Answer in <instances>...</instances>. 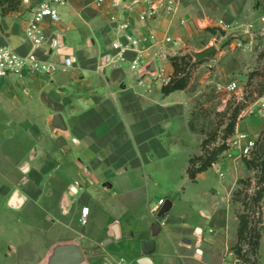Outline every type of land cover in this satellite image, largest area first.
I'll list each match as a JSON object with an SVG mask.
<instances>
[{
  "label": "crops",
  "instance_id": "obj_1",
  "mask_svg": "<svg viewBox=\"0 0 264 264\" xmlns=\"http://www.w3.org/2000/svg\"><path fill=\"white\" fill-rule=\"evenodd\" d=\"M146 1L157 7V16L141 22L138 16L148 7L145 0H104L101 4L65 0L55 7L57 23H41L46 40L38 46L27 38L26 30L42 0H22L17 11L0 17V46L22 56L33 53L50 70L48 74L27 72L22 79H0V113L32 142L15 168L24 174L20 180L27 179L24 186L14 191L9 175L0 173V204L5 210L19 211L30 205L31 215L42 214L50 223L47 240L39 243L37 252L31 250L29 264H48L51 252L62 245L77 246L85 264H119L120 260L138 264L143 257L140 243L146 240L155 242L152 264H230L227 255L233 254L238 221L232 218V226L226 208L235 187L233 171L241 159L236 152L225 151L196 176V183L205 184L211 169L218 176L230 174L226 185L214 193L215 200L200 209L198 219L170 214L173 202L164 216H156L164 201L152 199L153 165L163 160L172 171L179 155L186 173L200 144L188 127L187 91L164 96L161 87L173 72L170 57L216 41L206 28L235 33L231 35L240 37L244 50L256 45L254 31L264 33V0H175L176 10L169 16L159 7L164 0ZM220 21L229 30H223ZM118 23H127V32L141 40L124 52L123 59L112 48L115 42L124 43L116 32ZM217 52L225 51L217 48ZM67 58L69 67L64 65ZM150 61L157 73L139 76ZM242 67V62L228 58L221 69L224 75L234 76ZM231 82L235 81L226 86ZM263 113L242 116L233 134L260 135ZM55 114L62 116L66 132L51 128ZM192 146L196 151L190 153ZM61 165L63 170L55 175L53 171ZM13 194L23 198L18 207L9 204ZM83 208L88 209L84 223ZM262 210L259 264H264V199ZM15 253L14 245L7 252L0 251V264Z\"/></svg>",
  "mask_w": 264,
  "mask_h": 264
},
{
  "label": "rangeland",
  "instance_id": "obj_2",
  "mask_svg": "<svg viewBox=\"0 0 264 264\" xmlns=\"http://www.w3.org/2000/svg\"><path fill=\"white\" fill-rule=\"evenodd\" d=\"M231 34L235 33L218 34L216 41H211L216 43V48L220 51H225L224 53L219 55L218 51L211 59L190 68L187 89L191 104L190 119L194 126L197 143L200 142L198 154H193L192 157L202 154L201 142L205 139L208 140L206 147L208 152L217 148L222 142L226 144L229 142L233 134L225 137V126L229 123L233 110L240 109L238 119L244 115H255L258 111H264L259 98L260 94L264 93V33L259 34L254 31V38L258 40V43L249 50H244L243 46L239 45L243 43L240 37H234ZM226 46L230 47L227 49ZM228 58H234L243 63L244 67L234 73V76L224 75L221 69ZM230 80H234L238 85L237 93L226 89V83ZM9 119L0 113V173L9 175L15 191L26 184V182L21 184L20 177L24 174L17 172L15 168L25 158V151L32 146V142L30 143L22 132L10 126ZM193 146L190 153L196 151ZM256 148L264 151L263 131L256 142ZM222 154L218 156V159ZM249 158H241L239 167L233 171L235 187L228 199L226 212L230 216L232 226L234 223L232 218H235L237 223V216L244 214L249 217L251 225L258 230L262 223V201L253 203L251 198L261 186L258 182L260 173L257 169L248 168L245 165L243 160H249ZM176 160V166H172V171L169 167L165 168L163 160H157L153 165L155 176L153 183L156 186L150 188L152 199L157 201L163 198V201L173 202L174 207L170 210V214L177 213L179 217L198 219L200 209H207L211 200H215L214 193L226 185L230 174L224 172V176L220 177L211 169L207 173L205 184L191 182L184 171L182 156L178 155ZM60 167L59 170L53 171L55 175H60L63 166ZM166 169L170 170L168 174ZM45 199L47 198L43 197L44 202H46ZM217 199L219 200V197ZM30 207L26 205L20 211L5 210V205L0 204V251L7 252L11 245L17 248V254L15 253L16 255L7 261L4 260L5 264H29L32 256L31 250L35 249L37 252L38 248H41L39 243L47 240L50 223L45 221L42 214L33 212L31 215ZM74 223L79 224L76 218ZM242 249L247 250V246L242 244ZM221 251L222 248H220ZM232 253L234 255L232 257L227 255L229 262L232 258H237L233 251ZM229 257L231 259H228ZM238 264H242L240 259H238Z\"/></svg>",
  "mask_w": 264,
  "mask_h": 264
},
{
  "label": "built area",
  "instance_id": "obj_3",
  "mask_svg": "<svg viewBox=\"0 0 264 264\" xmlns=\"http://www.w3.org/2000/svg\"><path fill=\"white\" fill-rule=\"evenodd\" d=\"M96 4H101L104 0H95ZM65 0H42L40 5L31 13V19L26 30L27 38L35 45H41L45 42V35L40 27L41 23L47 21L51 24L57 23L59 21V14L56 10V6L63 5ZM147 9L141 12L138 16V19L141 22H147L153 20L157 15V7L154 6L151 2L146 1ZM176 1L175 0H164L161 1L159 7L163 8L165 16H169L174 13L176 10ZM184 23V22H182ZM218 25L223 30H229V26L222 21ZM129 25L127 23H118L116 26V32L121 34V37L124 39V43L115 42L112 44V48L116 50L117 56L119 59H123V54L126 50L130 48H135L139 43L140 39L130 35L128 31ZM150 37L149 39H151ZM166 42H171L170 38L165 39ZM71 60L69 58L65 59L64 65L69 67ZM27 72H42L50 73L49 68L42 66L37 57L33 53H29L25 56L18 54L15 50L0 46V79L7 77H15L17 79L24 78ZM157 73V71H156ZM155 73V74H156ZM226 89L230 92L237 93L239 87L235 82H231L226 86ZM261 107H264V98H260ZM259 135H248L246 133H235L227 143L228 149L226 151H234L238 154L240 158L249 157L251 151L255 147V144L258 140ZM221 177L222 174L219 173ZM163 202L161 203V205ZM160 205V206H161ZM159 209V208H158ZM158 211V210H157ZM82 218L81 222H85V216L87 215L88 209H82ZM229 256H234L229 254ZM119 264H126L122 260L119 261ZM230 264H238L237 258H232Z\"/></svg>",
  "mask_w": 264,
  "mask_h": 264
},
{
  "label": "trees",
  "instance_id": "obj_4",
  "mask_svg": "<svg viewBox=\"0 0 264 264\" xmlns=\"http://www.w3.org/2000/svg\"><path fill=\"white\" fill-rule=\"evenodd\" d=\"M22 0H0V17H5L18 10ZM206 33L214 36L218 34H223L224 32L217 28H206L204 30ZM169 62L173 67V72L169 80L164 83L161 87L162 95L166 96L175 91H187L189 85V74L190 68L194 65L201 64L193 63L192 58L189 54L185 53L183 55H177L169 58ZM264 93L260 94L261 98ZM240 109H235L232 112L230 121L225 126V137L232 135L234 133L235 125L238 120ZM191 116V113H190ZM188 127L191 132L194 131V126L192 120L189 118ZM264 138V130H263ZM259 139V137H258ZM258 141V140H257ZM208 140L205 139L201 142L202 154L200 156L191 157L188 161V167L186 169V174L191 182L196 181V176L206 171L210 168L217 160L218 156L221 155L228 149L225 142H222L217 148L212 149L210 152L207 151ZM256 145V144H255ZM249 160L244 159V163L248 168H255L259 171L260 175L258 177V182L260 187L255 192L254 196L251 198V202L258 203L264 199V151L255 149L251 151L249 155ZM238 193V192H237ZM235 196V193L233 194ZM244 203V202H243ZM242 203V204H243ZM238 228H237V241L236 244L231 248V251L240 259L242 264H259L258 246L259 238L262 227L260 226L256 230L252 225L249 217L247 215H238ZM242 244L247 246V250L242 249ZM252 257V260H251Z\"/></svg>",
  "mask_w": 264,
  "mask_h": 264
},
{
  "label": "water",
  "instance_id": "obj_5",
  "mask_svg": "<svg viewBox=\"0 0 264 264\" xmlns=\"http://www.w3.org/2000/svg\"><path fill=\"white\" fill-rule=\"evenodd\" d=\"M217 52L216 45L213 42H210L203 48L199 50H188L186 53L192 58L193 63H199L201 61L209 60L213 57V55ZM156 73V68L153 61L146 63L139 71V76H143L145 74L154 75ZM51 128L58 132H66L67 127L64 123V120L60 114H55L51 118ZM27 166L23 168V172H26ZM27 181L26 178L22 179V183L24 184ZM73 190V188H72ZM23 198H19L16 200L15 197H12L9 204L11 207H18ZM172 203L170 201H164L163 204L158 209L156 216L162 217L164 216L170 209ZM196 234H200V229L196 228ZM187 244H190L189 240H184ZM140 250L143 255L140 259H138V264H152L150 260V256L155 251V242L154 241H142L140 243ZM199 253V250H197ZM48 264H85L82 252L75 245H62L56 246L54 250L50 254V258Z\"/></svg>",
  "mask_w": 264,
  "mask_h": 264
},
{
  "label": "flooded vegetation",
  "instance_id": "obj_6",
  "mask_svg": "<svg viewBox=\"0 0 264 264\" xmlns=\"http://www.w3.org/2000/svg\"><path fill=\"white\" fill-rule=\"evenodd\" d=\"M12 197H15V198H16V195H15V194H13V195H12ZM12 197H11V198H12Z\"/></svg>",
  "mask_w": 264,
  "mask_h": 264
},
{
  "label": "bare ground",
  "instance_id": "obj_7",
  "mask_svg": "<svg viewBox=\"0 0 264 264\" xmlns=\"http://www.w3.org/2000/svg\"><path fill=\"white\" fill-rule=\"evenodd\" d=\"M16 200H18L17 197H16Z\"/></svg>",
  "mask_w": 264,
  "mask_h": 264
}]
</instances>
